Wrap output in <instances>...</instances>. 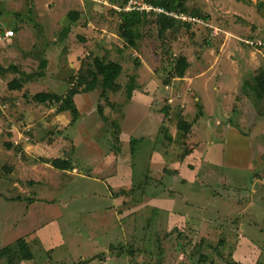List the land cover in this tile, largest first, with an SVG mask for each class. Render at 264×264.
<instances>
[{
    "label": "rangeland",
    "instance_id": "1",
    "mask_svg": "<svg viewBox=\"0 0 264 264\" xmlns=\"http://www.w3.org/2000/svg\"><path fill=\"white\" fill-rule=\"evenodd\" d=\"M123 1L0 0L2 29L15 32L6 39L0 35V195L5 193L13 197L16 191L10 188L11 183L19 181L23 185L21 178L27 183L33 178L39 179L35 170H28L31 167H27V162L41 164L37 157L52 155L51 152L71 161V155L75 154L78 157H75L79 167L77 172H90L94 164L88 165L89 160L82 150L92 149L97 141L103 147L112 145V154L119 153L116 149H123L121 156L127 159L128 166L134 163L133 167H136L139 162L136 151L144 139L139 135L142 124L147 121L149 113L157 118L163 116L159 127L161 144L152 142L153 147L145 148L146 153L160 149V161L155 162L161 165L158 169L160 176L169 171V163L173 160L189 162L191 168L200 162L207 163L204 153L208 149L199 148L201 142L204 146L207 142L222 144L224 163L216 169L225 174L223 180L220 176L217 178L223 189L210 195L219 199L220 208H215L219 215L215 217L208 211L202 219L207 223L205 227H201L203 223L196 218L194 225L187 228L189 233H170V237L161 229V240H149L150 243L143 244L139 243L140 239L138 247L132 240L126 245L119 243L118 247L121 246L123 253L129 256L122 264H234V254L239 248L237 241L241 236L251 238L255 249L250 264H264V115L260 114L261 111L264 113V95L252 89L254 76L264 68V0H185L188 12L201 20L190 26L179 23L167 32L166 45L159 38L158 13L143 10L148 14L145 22L133 26L142 34L136 47L127 46L121 37L123 20L120 14L129 4L141 6L148 3L147 0H128L124 6ZM73 13H78L76 20L71 18ZM64 29L69 34L62 38ZM95 56L119 62L123 73L117 79V85L107 90L108 100L102 96V86L82 93L77 104L81 112L77 122L71 123L70 112H57L56 103L48 106L32 99L39 92L65 95L76 83L80 71L87 70ZM182 56L188 59L189 68L182 77H173L175 59ZM43 58L49 61L43 76L25 83L21 90L8 88L11 80L22 77L21 71H39ZM133 75L137 76L138 86V91L133 94L136 99H143L142 108L134 105V109L146 112L147 116L144 122L138 123L134 134L131 133L121 144L112 123L118 121L121 124L126 116L129 105L126 85ZM166 80L171 83L164 84ZM198 103L203 105L204 113H209L200 120L197 117ZM100 105L108 120L101 116ZM132 106L129 107L132 109ZM181 116L192 125L185 146L181 144L183 139L177 138ZM134 121L137 119L128 124L136 125ZM155 121L151 119L148 124L155 128ZM146 132L147 128L142 132L145 137ZM168 133L172 138L176 134L178 139L173 142L176 157L168 148ZM7 142L14 143L17 148L8 149ZM48 145L54 149L50 151ZM187 150L194 151L185 157ZM92 157H96V153ZM16 165L19 172L11 177ZM134 171L138 181L139 170ZM146 176L152 179L149 174ZM78 180L77 184L67 185L57 194L64 197L60 205L64 211L68 207L69 212L78 213L76 219L68 215L60 218L72 256L64 248L54 254L38 249L29 264H84L80 259L92 256V244L88 241L89 234H92V212L96 210L103 214V205L107 201L87 196L93 189H103L101 184ZM164 185L165 189L169 187L165 194L175 192V185L168 179ZM132 190L135 192L136 185L130 192ZM121 191L127 193L125 189ZM78 193V199L71 196ZM153 193H157L156 186L149 190V194ZM134 195L136 197L137 192ZM135 206H130V216L139 209ZM59 213L58 207L41 213L44 217L37 224ZM14 216L10 201L0 198V249L14 244V239L20 236L21 228L15 229L11 224ZM29 223L32 225L27 229L35 222L29 220ZM104 226L106 231L101 235L100 244H107L116 229L112 224ZM77 238L82 243L80 246L74 245ZM30 243L34 249L38 246L34 240ZM0 264H8V261L0 259Z\"/></svg>",
    "mask_w": 264,
    "mask_h": 264
},
{
    "label": "crops",
    "instance_id": "2",
    "mask_svg": "<svg viewBox=\"0 0 264 264\" xmlns=\"http://www.w3.org/2000/svg\"><path fill=\"white\" fill-rule=\"evenodd\" d=\"M6 31L7 30L2 29L1 26L0 35H4L3 37H5V39L10 38L6 36ZM136 91H134V93ZM81 95L82 94H78L75 96L76 104H79V98ZM135 99L136 98L133 94L132 102H130V100L128 102V108H126V116L120 124L121 144L123 140L126 141V139L131 136L130 134L133 133L135 129H138L139 126H136L139 122H144L146 120V112L142 113V111L140 112V109H134V105L142 108L143 99H139V97L138 99ZM129 106H132L133 108L131 109ZM134 112L138 113L134 115ZM205 113L209 114L207 111ZM133 119H137V122H133L136 123V125L128 124V122ZM151 119L157 120L155 121V128L148 124ZM162 120H164L163 116L157 118L153 114L149 113L147 121L142 124L141 127L143 129L141 130L140 128L141 134L139 135L144 139L141 142L142 146L136 151L139 161H137L138 164L136 167H133L134 163H131L130 167L128 166L127 159L121 156L123 154V149L122 151L116 149L119 153L112 154V149H114L111 148L112 145H105L106 147H103L99 141H97L96 146H93L92 149L90 148L88 151L82 150V153H86L89 160L88 165L91 167L94 164L92 170L87 173L84 171L81 174L77 172L79 167L77 166L75 154L71 155L72 168L68 170L58 169L54 167L51 162H41L40 164L28 161L27 167H31L28 170H35L39 179L33 178L29 181V183H27L26 179L21 178V180L24 181L23 185L19 181L11 183L10 188L13 192L16 191L13 197L7 196L5 193L4 195H0V198L10 201L11 209L15 213L11 224L15 229L21 228L19 230L20 236H17L18 238L14 240L16 241L19 238H25L28 242H33V240L36 244L38 242V246L35 245L36 249L32 248L34 254L38 249L43 252H50L54 254L58 249L62 250V248H64L63 250L69 252L70 256H72V249H70V245L67 242L64 230L62 231L61 229L60 218L68 215L73 216L75 217L74 219H76L78 213L76 211L69 212L68 207L65 209V212L63 207L60 206L63 203L64 197L61 198L57 194L62 190L64 191L67 185L77 184L79 182V178L101 184L103 189H93L92 194H88L87 196L92 197V199L107 201V203L103 205V214L96 210L92 212V234H89L90 239L88 240L89 244H92V256L80 259L84 261V264H122L123 259L125 258L126 262L129 256L123 253V249H120L122 248L121 246L118 247L119 243L121 245H126L129 240H132V242H136L137 246V241L140 239L139 243L143 244H145V242H155L161 240L159 239V237H161V229L169 234H178L185 231L189 233L187 228L194 225L193 220L196 218L199 219L198 221L203 223V225L200 224L201 227H205L207 223L202 221V219H204L208 211L213 212L215 217L219 215L216 212L217 210H215L217 206L220 208L219 199L210 197V195L212 196L221 192L220 189H223L222 187H219L221 183H219L220 181L217 180V178L220 176L221 180H223L225 174H222L216 169V166H223L224 163L223 146L220 143L211 142H207L204 146V143L201 142V146H199V148L208 149L206 150V154L204 153V157L208 161L207 163L200 162L198 166L196 165L194 168H191L189 167V164H191L189 162L188 164L184 161L178 162L173 160L172 163H169V171L160 176L158 169L161 168V165L159 163H155L156 161H160L161 155L158 153L160 152V149L156 150L155 148L157 152H154L155 150H153L151 153H146L145 148L147 146H151L152 142L154 144H161L159 140V127ZM146 128L147 137H145V134H142ZM154 132L155 134H152ZM173 137L174 138H172V140H168L169 142L167 145L168 148L172 150L170 153L176 157V148L173 146L175 144L173 142L177 141L176 134H173ZM207 137H209V135ZM189 138L190 134L187 139L181 141L182 146H185V143H188ZM197 138L195 140H197ZM52 143L54 146L55 141ZM47 147L50 151L54 149L50 145ZM92 150L96 153V157H92V154H94ZM193 151L190 154H184V156H190L193 154ZM78 153L81 154V150H79ZM51 154L52 155L42 156H44V158L47 157V159L67 158L65 156L58 157L52 152ZM146 154L148 155L147 157L145 156ZM139 155L141 157H139ZM117 159H119L118 164ZM42 164L45 166L43 167ZM24 166H26V164H24ZM136 168L139 170L137 173L138 181L134 175V170ZM16 171L19 172L18 165H16L15 170L12 171L10 176H14L15 173L17 175ZM146 174L152 176V179L150 180ZM24 175L29 176L28 174ZM163 176L165 177L163 178V183H161V178ZM28 179L29 178H27V180ZM134 179L138 182L137 184ZM167 179L175 185L174 193L165 194V192H168L169 190V187L166 189L164 187V182ZM223 182H225V180ZM24 185L26 186L23 187ZM134 185H136V197L133 190V192H130ZM155 186L157 193L149 194L150 188ZM158 187L163 188L160 190ZM122 189H125L127 193L122 191L119 192ZM5 191H7V189ZM151 192H153V190ZM23 193L25 194L21 195ZM79 195L80 193L74 195L72 194L71 196L78 199ZM135 198H137L138 201L135 200ZM222 199H224V196ZM130 206L139 208L135 211L136 213L132 212L131 216V212L128 213ZM56 207L60 209L58 216H54L53 218H49L46 222L37 224V221L44 217L41 213H45ZM29 220H32V222L35 223L31 228L27 229V227L32 225L29 223ZM104 221L106 223H103ZM107 223L112 224L113 227H116V229L107 244H100L101 235L106 231V227L104 225ZM6 225L8 226V224ZM151 229L155 230V232L150 231ZM152 237H154L153 240L151 239ZM237 242H239V248L236 249L234 254L235 262L239 264H250L251 253L255 251L253 245H251V238L249 239L247 236H241L240 240ZM81 244L82 243L79 241V238H77L74 245L80 246ZM65 247L70 251H67ZM30 261H22L21 264H29ZM136 264L144 263L139 262Z\"/></svg>",
    "mask_w": 264,
    "mask_h": 264
},
{
    "label": "trees",
    "instance_id": "3",
    "mask_svg": "<svg viewBox=\"0 0 264 264\" xmlns=\"http://www.w3.org/2000/svg\"><path fill=\"white\" fill-rule=\"evenodd\" d=\"M128 3V0H124L122 4L125 6ZM147 3L152 4L153 6H161L167 9L168 11H174L179 13H184L186 15H191L198 17L194 13L188 12L185 0H147ZM122 5V6H123ZM125 8V7H124ZM122 8V10H124ZM2 11H0V19L2 17ZM121 17L123 22L121 23L120 28L122 29L121 37L126 41V45L130 47H136L139 38L142 34L135 30L134 25L145 22V16L148 15L146 11H141L138 9L133 10H124L121 12ZM156 23L159 27V38H161L162 44L166 45V35L167 32L173 30L179 26V23L185 26H190L191 24L198 22H189L182 21L175 17L166 15V14H157ZM78 13H73L71 15L72 20H76ZM207 18V17H205ZM204 19V18H203ZM1 28V21H0ZM14 30H18L14 28ZM69 31L64 29L62 31V38L67 37ZM48 61L47 59H42L39 64V71L35 73H28L21 71L22 77L14 78L8 83V88L10 90L16 91L21 90L24 87L25 83L33 81L37 76H43L47 68ZM189 68V61L186 57L182 56L175 59L173 64L172 76L173 77H182L187 69ZM123 73V66L119 62L106 60L95 56L92 59V64L89 63L87 70H82L77 76L76 83H73V86L67 91L65 95H59L55 92H39L33 95L32 99L35 102L47 104L48 106L51 103H56L58 105L57 112H70L71 114V123L74 124L80 118V110L75 102V96L78 94L89 93L96 90L99 86L103 87L102 96L104 99L107 98V90L115 87L117 85V79ZM171 83L170 80H166L164 84ZM248 84V83H247ZM253 91L264 95V68L260 69L258 74L254 76V85ZM119 86H117L118 88ZM137 76L133 75L126 85L127 99L129 102L133 96L134 91L137 89ZM27 96V95H26ZM113 106V104H112ZM199 111L197 114L198 119L204 115V107L201 103H198ZM101 116L104 120H108L107 116L104 115L103 106L100 105L98 108ZM261 115L264 113L261 111ZM114 126L116 127V135L119 137L120 123L118 121H113ZM192 125L190 122L186 121L182 116L178 122V136L177 138H182L183 140L187 139V136L191 132ZM166 138L172 140V136L167 134ZM178 140V139H177ZM8 149L17 148V146L12 142L6 143ZM192 150H187L184 154H190ZM39 162H51L52 165L58 169L68 170L72 168V161L70 158H54L46 159L44 157L38 158ZM37 160V161H38ZM35 257L34 251L32 249L31 243L25 238H19L15 241L14 244L7 245L0 249V259H6L8 264H21L22 261H30ZM234 264H239L234 262Z\"/></svg>",
    "mask_w": 264,
    "mask_h": 264
},
{
    "label": "built area",
    "instance_id": "4",
    "mask_svg": "<svg viewBox=\"0 0 264 264\" xmlns=\"http://www.w3.org/2000/svg\"><path fill=\"white\" fill-rule=\"evenodd\" d=\"M133 9H138V10H146V11H156L158 14H166L172 17H175L179 20L182 21H193V22H199L201 19H199V17H194L191 15H186L184 13H179V12H174V11H168L167 9H165L164 7L161 6H153L152 4H145V5H141V6H136V5H132L129 4L127 7L124 8V10H133ZM218 30H216L215 32L217 33ZM14 35L13 31H6V36L10 37ZM253 43V42H252Z\"/></svg>",
    "mask_w": 264,
    "mask_h": 264
}]
</instances>
